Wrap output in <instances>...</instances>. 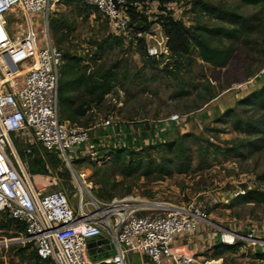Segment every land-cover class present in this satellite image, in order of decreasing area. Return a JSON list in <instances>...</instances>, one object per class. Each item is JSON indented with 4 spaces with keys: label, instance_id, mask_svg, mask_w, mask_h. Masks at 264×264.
Segmentation results:
<instances>
[{
    "label": "rangeland",
    "instance_id": "rangeland-1",
    "mask_svg": "<svg viewBox=\"0 0 264 264\" xmlns=\"http://www.w3.org/2000/svg\"><path fill=\"white\" fill-rule=\"evenodd\" d=\"M136 1L142 3L134 10L133 19L128 17L129 29L141 27L146 19L144 25L149 24L145 32L152 37L149 43L163 41L164 45V35L156 22L159 15H170L185 27L211 28L233 20L223 14L227 11L251 17L259 10L240 5L237 0H168L163 4L156 0ZM12 15L18 18L16 23H10L13 31L25 32L26 24L30 26L26 33L33 36L35 44H51L63 57L60 68L69 69V74L59 80L61 122L69 115L74 123L68 124L86 130L90 138L105 120L115 127L152 125L155 130L170 131L165 142L174 141L188 149L190 169L159 181L136 176L123 179L107 167L110 151L119 149L117 144L98 150L92 159L77 155L82 160L72 162V167L88 175L93 197L99 201L137 197L184 210L197 207L211 226L237 233L264 223V135H246L234 129L244 122L264 128L263 110L249 102H238L264 86L259 79L264 73V22L254 34L235 43L224 68L214 69L202 63L193 50L173 69L176 62L169 58L167 50L165 55L146 60L133 39V30L114 36L104 19L77 2L65 0L47 16L25 19L15 11ZM211 45L221 46L214 40ZM104 75L110 76L109 92L101 94L96 85L102 83ZM77 78L81 80L75 81ZM65 80L70 81L67 93L61 85ZM66 98L69 104L62 108ZM253 101L264 103V94ZM174 115L179 118L175 124L168 120ZM182 135L186 136L182 139ZM41 151L45 159L43 175L34 177L33 184L41 192L62 189L71 198L65 166L54 154ZM127 151H140L143 161L158 158L147 145ZM37 157L34 151L32 159L40 160ZM20 160L31 173L35 166L28 164L30 157L21 155ZM100 181L106 182V195L101 193ZM248 191L261 193L262 197L246 204L231 201ZM7 230L0 228V264H47L39 263L33 249L15 241L17 236ZM257 254H264V246L238 243L229 249L216 245L211 260L217 264H264V256ZM127 264L140 262L133 258Z\"/></svg>",
    "mask_w": 264,
    "mask_h": 264
},
{
    "label": "built area",
    "instance_id": "built-area-1",
    "mask_svg": "<svg viewBox=\"0 0 264 264\" xmlns=\"http://www.w3.org/2000/svg\"><path fill=\"white\" fill-rule=\"evenodd\" d=\"M63 1L0 0V221L21 225L20 231L11 225L7 232L17 236L15 241L29 245L40 262L49 264H126L130 253L140 254L149 264H196L193 255L172 245L174 236L193 234L199 222L211 225L203 211L136 198L99 201L91 194L88 175L72 167L71 163L79 159L77 155L92 159L98 150L111 147L93 143L86 130L60 121L57 83L61 52L47 42L37 46L33 36L26 33L30 31L27 24L25 32L13 31L10 26L18 21L13 11L25 19L47 16ZM71 1L97 13L114 36L131 29L127 5L135 9L140 5L129 0ZM132 36L146 56L165 55L163 41L149 43L152 37L148 33L134 30ZM168 120L179 122L176 115ZM110 125L108 120L101 123V127ZM19 147L27 157L37 151L43 163L41 150L54 154L65 166L72 197L62 189L41 192L36 188L32 179L40 176L25 170ZM217 230L215 245L264 246V223L239 233ZM95 237L101 241L87 248L86 240Z\"/></svg>",
    "mask_w": 264,
    "mask_h": 264
},
{
    "label": "trees",
    "instance_id": "trees-1",
    "mask_svg": "<svg viewBox=\"0 0 264 264\" xmlns=\"http://www.w3.org/2000/svg\"><path fill=\"white\" fill-rule=\"evenodd\" d=\"M160 2V4L168 2V0H156ZM240 5L250 6V7H258L259 10L255 13V15L251 17H243L233 12H225L223 14H227L229 17L233 18V20L227 21V23L222 24L221 26L207 28L204 26L198 27H185L180 21L173 20L170 15H159L158 19H156L162 30V33L165 38V47L169 54V58L174 60L176 63L173 66V69L177 68L182 58H187L188 55L194 50L196 51V55L198 59L210 66L214 69H221L226 66L228 61L230 60L233 52L234 45L238 41L242 40L245 37H248L258 31L261 23L264 22V0H237ZM131 2V1H130ZM142 3L141 1H132ZM89 8V7H88ZM90 9V8H89ZM92 10V9H91ZM135 8L131 5H127L126 12L128 17H132ZM216 11V9H213ZM146 19H143L141 27H133L134 31L145 32L148 26L144 25ZM242 38V39H241ZM216 41L218 44H222L223 40L226 41V44L221 46L211 45V41ZM120 42V40H118ZM139 47V43L137 45ZM143 50L142 48H140ZM144 58L146 60H150L151 58L146 56L144 51ZM161 56V55H160ZM159 57V56H158ZM63 58V57H62ZM154 58V57H152ZM63 60V59H62ZM63 61H61L60 67L62 66ZM59 67L58 72V83H57V95L59 90V80H61L63 74L64 78L69 74V69L64 66L63 68ZM109 75H104L102 79V83L100 85H96V90L100 91L101 94L109 92ZM80 81L81 79L77 78L75 81ZM70 83V81H69ZM69 83L64 81L62 88L65 86V91L69 89ZM264 94V86H262L258 91H253L246 96L242 97L238 102L247 103L254 105L258 108V110H263L264 112V103H254L253 98L261 97ZM209 100V99H208ZM69 104L68 98L65 99L62 108ZM65 114L64 111H62ZM68 121L73 122L69 115H66ZM65 116V117H66ZM251 123V122H250ZM264 121H261L262 126H264ZM236 131L242 132L246 135H256L258 133L264 135V128L260 129L259 127H255V125H251L249 123H243L242 125L234 126ZM186 135H182L183 139ZM137 145L136 147H139ZM148 150H152L158 155L157 159L147 157L145 161L142 160V154L140 151L129 152L127 149L130 147H119V149H113L110 151L108 159V166L113 168L117 174L125 179L130 178L132 176L141 177V178H152L154 181H159L165 178H170L172 175H182L186 173L190 169V155L188 149L183 147L181 144H176L174 141L165 142L162 141L155 145H147ZM18 154L23 156L22 149L19 147L17 149ZM133 155H136V158L133 159ZM24 157V156H23ZM29 160L30 166H35L34 169L31 170L30 175H43L42 168L44 167L41 160H33L30 157ZM82 159H77L74 162H78ZM57 162V161H56ZM44 169V168H43ZM101 193L106 195L104 192V188L106 186V182H98ZM113 185V184H112ZM110 199L112 196L107 195ZM259 197H262L261 193L255 191H248L243 193L242 195H237L231 199V201L238 200L239 203L246 204L249 200L257 201ZM11 225H14V229L17 231L21 230V225H17L11 221L1 222L0 228L8 229ZM216 246V245H215ZM214 246V248H215ZM233 247V246H232ZM232 247H228L231 249ZM214 248L213 251L214 252ZM213 255H211L212 257ZM264 254H257V257H263ZM34 258L39 262L43 263L47 261L40 262L34 253Z\"/></svg>",
    "mask_w": 264,
    "mask_h": 264
},
{
    "label": "crops",
    "instance_id": "crops-1",
    "mask_svg": "<svg viewBox=\"0 0 264 264\" xmlns=\"http://www.w3.org/2000/svg\"><path fill=\"white\" fill-rule=\"evenodd\" d=\"M68 120H64L63 123L68 124ZM74 123V121L72 122ZM69 125V124H68ZM101 127V124H100ZM155 127V126H153ZM152 125H132L124 126L110 125L108 127H101L94 132L92 137L93 143H103L104 145L118 144L120 146L135 147L137 145H155L161 141L168 139L170 131L166 129L155 130ZM35 177V176H34ZM37 177V176H36ZM138 199L137 197H134ZM140 200V199H138ZM143 201V200H141ZM146 202V201H144ZM156 203V202H149ZM218 234L217 227L207 225L204 222H199L196 231L193 234H179L174 236L173 248L180 251L190 253L194 257L196 264H217L218 262L212 261L211 253L215 246L216 235ZM100 253L99 249H95V253ZM88 254L92 255L93 251L88 250ZM137 259L140 264H149L140 254L130 253L126 256L127 260ZM207 259V260H205ZM200 260V261H198Z\"/></svg>",
    "mask_w": 264,
    "mask_h": 264
},
{
    "label": "water",
    "instance_id": "water-1",
    "mask_svg": "<svg viewBox=\"0 0 264 264\" xmlns=\"http://www.w3.org/2000/svg\"><path fill=\"white\" fill-rule=\"evenodd\" d=\"M259 79H260V81H261V83L264 85V75H260L259 76ZM99 242V241H101V238L100 237H95V238H92V239H87L86 240V244H87V248H90L91 247V245L94 243V242ZM114 252H113V249H112V246L110 245V252H109V254L110 255H112Z\"/></svg>",
    "mask_w": 264,
    "mask_h": 264
}]
</instances>
